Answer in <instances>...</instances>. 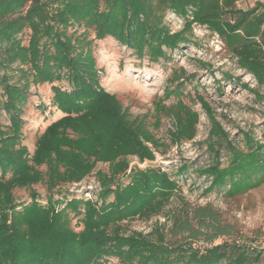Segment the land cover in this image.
<instances>
[{
    "label": "trees",
    "instance_id": "1",
    "mask_svg": "<svg viewBox=\"0 0 264 264\" xmlns=\"http://www.w3.org/2000/svg\"><path fill=\"white\" fill-rule=\"evenodd\" d=\"M240 1L0 0V114L8 122L0 123V264H264L261 239L240 235L210 203L191 207L183 201L176 177L187 163L175 175L158 166H130V157L153 161L168 144L100 85L92 47L94 40L111 37L136 58L158 62L182 45L196 46L193 26L200 25L264 86V0L245 7ZM168 13L182 19L181 28H170ZM222 76L264 100L239 78ZM190 77L183 68L172 69L162 95L152 101L158 122L163 115L172 119L170 145L197 133L200 114L184 101ZM45 83L50 106L61 116L45 126L29 151L22 143L28 94L31 85ZM194 97L210 125L213 159L197 169L209 180L204 194L234 198L263 184L264 141L246 132L232 140L204 97ZM98 163L106 169H96ZM93 172L94 194L70 196L59 189ZM34 184L45 187L44 199L31 189ZM16 189H28L29 200L19 202ZM175 197L183 203L169 209ZM159 217L164 220H155L147 232L121 226Z\"/></svg>",
    "mask_w": 264,
    "mask_h": 264
},
{
    "label": "rangeland",
    "instance_id": "2",
    "mask_svg": "<svg viewBox=\"0 0 264 264\" xmlns=\"http://www.w3.org/2000/svg\"><path fill=\"white\" fill-rule=\"evenodd\" d=\"M253 1L242 0L238 5L245 7L252 5ZM166 21L172 30H178L182 26V19L171 13L166 15ZM89 37H93L92 31ZM193 41L196 46L182 45L180 49L171 51L168 59L150 62L145 58H136L131 50L111 37L94 40L92 47L99 70L100 85L118 97L131 118L144 119L154 136L168 144L162 148L163 153L155 154L153 161L139 162L136 157H130V166L140 168L158 166L175 175L177 167L187 163V171L176 177L183 201L191 207L210 203L221 213L223 222L232 224L243 237H258L262 241L258 244L264 246V183L234 198L225 197L222 192L217 191L206 194L203 192L209 180L199 175L197 169L207 166L213 159L207 148L210 125L194 97L195 92L204 97L216 119L232 140L238 139L242 132H246L255 139L264 141V100L242 88L238 83L226 82L222 72H228L233 77L239 78V81L247 83L249 87L257 89L261 94H264V86H257L250 74L239 69L220 38L210 33L204 26H193ZM174 68H183L187 74L192 75L190 82L185 85L187 96L184 101L199 112L200 119L196 136L192 140L170 145L168 129L172 128V119L163 115L159 117L158 122L152 101L162 95L167 84L166 79ZM51 95L48 83L30 86L23 116L25 124L22 128V143L29 151L33 150L35 138L45 126L61 116L59 111L50 106ZM173 101L171 98L165 103L169 104ZM0 123L3 125L8 123L3 113L0 114ZM222 161L225 162L223 151ZM96 169L105 170L106 165L98 163ZM97 188L98 183L93 172L81 182L65 184L59 189L70 193V196H89L94 194ZM31 189L35 190L41 199H44L47 194L45 187L41 184H34ZM28 193V189L14 191L19 202L28 201ZM181 203L183 202L179 197H175L168 207L174 209ZM155 220L162 222L164 219L162 217L152 218L149 221L134 219L122 222L121 226L125 232L131 230L147 232L152 228ZM71 225L75 230L81 228L76 218L71 220ZM166 236L169 239L173 238L168 229H166ZM201 243L202 241L195 244ZM113 261L115 260H111Z\"/></svg>",
    "mask_w": 264,
    "mask_h": 264
},
{
    "label": "built area",
    "instance_id": "3",
    "mask_svg": "<svg viewBox=\"0 0 264 264\" xmlns=\"http://www.w3.org/2000/svg\"><path fill=\"white\" fill-rule=\"evenodd\" d=\"M260 242H262V241L260 240Z\"/></svg>",
    "mask_w": 264,
    "mask_h": 264
}]
</instances>
